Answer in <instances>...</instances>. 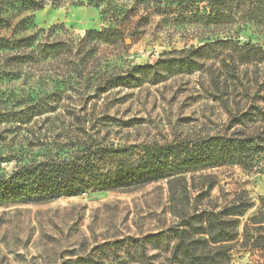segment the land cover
I'll return each instance as SVG.
<instances>
[{"label": "rangeland", "instance_id": "374dc122", "mask_svg": "<svg viewBox=\"0 0 264 264\" xmlns=\"http://www.w3.org/2000/svg\"><path fill=\"white\" fill-rule=\"evenodd\" d=\"M81 1L84 0H67L54 6L52 0H46L41 10L16 11L12 24L30 20L32 27L21 32L11 26L1 30L0 36H31L39 30L62 27L65 29L58 30L53 40L77 39L88 31L109 26L102 12L112 2L129 17L125 29L132 48L122 67L125 71L155 66L165 53L202 46L209 40L219 42L228 36L236 38L241 48L251 45L264 52V0H235L233 18L222 19L223 25L218 28L182 24L172 16L171 22H165L161 15H168L170 10L164 0ZM158 2H163L161 7ZM2 10L0 0V14ZM255 54L249 64H241V76L243 83L249 79L251 87L262 88L264 97V55ZM216 63L211 60L200 72L173 75L158 84L148 75L140 87H117L100 98H94L92 84L73 85L74 93L68 98L58 103L57 98H50L48 105L56 111L36 116L19 131L0 125V178L12 175L21 163L43 159L44 147L60 150L58 146L68 144L73 137L80 143L92 139L97 151L101 145H165L223 133L230 120L214 99L217 91L207 73L211 65L219 69L220 63ZM48 73L55 76L57 71ZM32 84H2L0 99L4 92L27 95L36 91L53 96L60 89L55 83ZM260 103L264 107V102ZM76 117L82 125L77 124ZM143 158L142 151L136 150L128 157L98 160L95 174L107 175L129 164L139 166ZM186 180H165L129 191L90 190L48 204H0V264H65L85 259L106 243L141 239L177 228L195 211L223 208L240 198L253 207L240 218V236L232 245L230 264H264V174L226 165L193 173ZM212 183L214 188L209 191ZM167 257L158 253L150 262L170 264Z\"/></svg>", "mask_w": 264, "mask_h": 264}, {"label": "trees", "instance_id": "16d2710c", "mask_svg": "<svg viewBox=\"0 0 264 264\" xmlns=\"http://www.w3.org/2000/svg\"><path fill=\"white\" fill-rule=\"evenodd\" d=\"M66 1L52 0L54 6ZM234 1L164 0L170 12L161 17L165 22L172 16L182 24L218 28L223 25L222 19L233 18ZM45 2L1 0L4 10L0 14V31L11 26L21 32L27 31L32 21L20 20L13 25V13L41 10ZM86 2L104 1L84 0L81 4ZM163 2H158V5L161 7ZM106 6L102 16L109 26L100 31H88L77 39L64 37L53 40L58 30L65 29L62 27L39 30L31 36H0V85L20 82L27 87L31 83L41 86L55 83L60 87L53 96L31 90L27 95L12 91L2 93L0 125L11 129L9 131H19L31 124L36 116L56 111L48 105L50 98H57V103L68 98L74 93L72 86L81 82L95 86L94 98H100L117 87H140L143 77L148 75L158 84L173 75L200 72L208 62L215 60L220 63L219 69L215 70L211 65L207 67V73L217 91L214 99L225 109L230 120L225 131L216 136L198 140L186 138L165 145H101L97 151L93 149L96 147L92 139H83L80 143L73 137L68 144L58 146L60 150L44 147L46 154L41 160L28 164L20 160L21 164L12 175L0 178V204H48L81 196L90 190L129 191L165 180L186 182L193 173L226 165L240 166L252 172L256 169L264 174L262 88L251 87L249 79L243 83L240 70L242 63L253 61L256 52L264 55L263 50L252 49L251 45L241 48L236 38L228 36L219 42L209 40L202 46L165 53L155 66H136L125 71L122 67L132 48L125 29L129 17L112 2ZM49 70L59 74L53 76ZM39 72L42 74L37 75ZM35 80L38 82H33ZM76 121L82 125L78 117ZM136 150L144 154L139 166L129 164L107 175L95 174L98 160L128 157ZM2 161L0 156V163ZM213 188L214 183L208 186L209 191ZM252 207V203L240 198L223 208L195 211L177 228L141 239L106 243L85 259L65 264H152L150 261L158 253L167 254L170 264H230L232 245L240 236V218Z\"/></svg>", "mask_w": 264, "mask_h": 264}]
</instances>
